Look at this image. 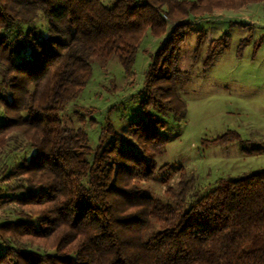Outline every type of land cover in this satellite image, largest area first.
<instances>
[{"label":"trees","instance_id":"1","mask_svg":"<svg viewBox=\"0 0 264 264\" xmlns=\"http://www.w3.org/2000/svg\"><path fill=\"white\" fill-rule=\"evenodd\" d=\"M260 2L0 0V147L18 134L32 150L3 178L16 184L0 190V206L14 217L0 222V264H264V172L221 180L186 211L177 208L194 180L168 187L167 205L137 185L158 172L170 140L151 111L185 113L178 61L191 17ZM147 32L166 39L145 72L133 142L108 125L92 149L60 114L88 83L91 58L116 57L129 72Z\"/></svg>","mask_w":264,"mask_h":264},{"label":"rangeland","instance_id":"2","mask_svg":"<svg viewBox=\"0 0 264 264\" xmlns=\"http://www.w3.org/2000/svg\"><path fill=\"white\" fill-rule=\"evenodd\" d=\"M100 1L110 7L115 0ZM189 23L178 61V68L186 72L177 84L185 113L177 119L151 111L166 122L162 135L170 140L156 158L158 172L148 181L137 182L144 195L167 205L171 204L165 194L168 187L176 189L181 180H194V189L178 211L188 210L221 180L264 172V152H257L264 148V2L239 10L217 8L199 18L191 17ZM168 27L170 30L172 25ZM165 39L166 35L155 38L147 32L129 72L116 57L91 58V77L60 114L62 123L84 130L92 149L108 125L127 145L132 143L129 126L144 118L145 72ZM214 43L219 45L207 67ZM4 121L0 107V124ZM110 140L106 137L105 141ZM25 143L13 134L0 147V190L16 184L3 178L32 154ZM13 218L0 206V222Z\"/></svg>","mask_w":264,"mask_h":264}]
</instances>
